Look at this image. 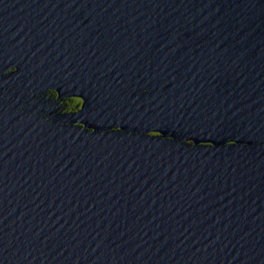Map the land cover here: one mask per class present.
Segmentation results:
<instances>
[{"label": "water", "instance_id": "water-1", "mask_svg": "<svg viewBox=\"0 0 264 264\" xmlns=\"http://www.w3.org/2000/svg\"><path fill=\"white\" fill-rule=\"evenodd\" d=\"M0 264H264V0H0Z\"/></svg>", "mask_w": 264, "mask_h": 264}]
</instances>
